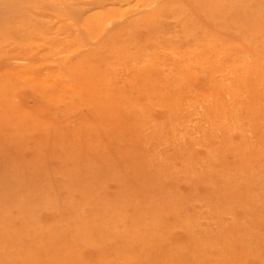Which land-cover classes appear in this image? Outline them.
<instances>
[{
  "label": "rangeland",
  "instance_id": "374dc122",
  "mask_svg": "<svg viewBox=\"0 0 264 264\" xmlns=\"http://www.w3.org/2000/svg\"><path fill=\"white\" fill-rule=\"evenodd\" d=\"M0 264H264V0H0Z\"/></svg>",
  "mask_w": 264,
  "mask_h": 264
},
{
  "label": "bare ground",
  "instance_id": "6f19581e",
  "mask_svg": "<svg viewBox=\"0 0 264 264\" xmlns=\"http://www.w3.org/2000/svg\"><path fill=\"white\" fill-rule=\"evenodd\" d=\"M108 24V23H107ZM107 30V29H106ZM109 32V31H108ZM72 37V36H71ZM70 37V38H71ZM231 38V37H230ZM43 39H45V38H43ZM72 39V38H71ZM73 40V39H72ZM95 42V41H94ZM86 45V44H85ZM98 47V46H97ZM39 61V60H38ZM22 67V70H23V72H27L28 71V69L26 68V66H21ZM26 68V69H25ZM25 69V70H24ZM44 72V71H43ZM45 77H46V75H45ZM40 80V79H39ZM46 82L48 83V84H50L51 86H54V85H56L57 83H58V81H57V77H53V79H47L46 80ZM47 84V85H48ZM70 85V84H69ZM104 103V102H103ZM135 132V131H134ZM118 140V139H117ZM120 140V139H119ZM119 140H118V142H119ZM132 149V148H131ZM157 188V187H156ZM163 188V187H162ZM214 206V205H213ZM227 215H228V213H227ZM208 224V223H207ZM225 245V244H224ZM193 253H194V251H193Z\"/></svg>",
  "mask_w": 264,
  "mask_h": 264
}]
</instances>
